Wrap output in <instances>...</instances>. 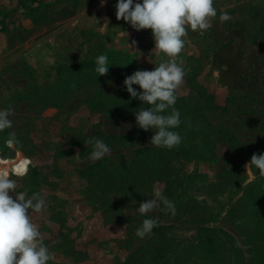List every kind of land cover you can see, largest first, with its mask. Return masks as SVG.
<instances>
[{
	"label": "rangeland",
	"instance_id": "1",
	"mask_svg": "<svg viewBox=\"0 0 264 264\" xmlns=\"http://www.w3.org/2000/svg\"><path fill=\"white\" fill-rule=\"evenodd\" d=\"M116 3L0 0V109H14L13 127L0 132V170L17 192L44 197L46 209L29 214L49 264H264V177L245 168L264 153V0H214L210 28L189 29L175 104L182 142L171 150L149 144L153 130L135 120L148 105L123 83L168 57L151 30L116 19ZM222 12L231 20L221 23ZM92 136L111 154L90 161ZM157 191L175 215L162 203L140 215ZM148 218L158 226L141 239Z\"/></svg>",
	"mask_w": 264,
	"mask_h": 264
},
{
	"label": "clouds",
	"instance_id": "2",
	"mask_svg": "<svg viewBox=\"0 0 264 264\" xmlns=\"http://www.w3.org/2000/svg\"><path fill=\"white\" fill-rule=\"evenodd\" d=\"M106 2L101 0V6ZM115 9L118 21L123 20L136 31L151 30L154 49L168 57L154 70H136L126 76L123 83L131 99L148 105L135 112V120L143 131L153 130L149 144L171 150L182 142L180 133L175 130L182 123L175 104L177 90L184 83L186 72L183 61H178V57L185 48L184 38L188 36L189 29L192 32L206 31L211 26L210 18L217 17L214 0H117ZM229 20L231 16L227 12L219 15L221 23ZM108 22L106 17L105 23ZM135 44L133 41L130 46L134 47ZM95 63L99 76L107 75L108 56L98 55ZM133 85H138L140 91ZM12 115L13 108L0 109V132L13 127ZM5 142L9 147L19 144L16 133L10 132ZM86 143L92 146L88 156L90 161L95 162L111 154L110 146L100 138L89 137ZM249 166H254L264 177V153H253L245 168ZM27 170V163L22 162L16 167L15 174L23 176ZM16 189L17 183L10 178L9 172L0 170V264H49L55 259L54 254L44 244L39 227L29 214V210L43 212L47 207L46 201L39 193L29 196L27 192H17ZM155 196L157 199H147L139 204L140 215H147L161 203L175 215L173 201L159 191ZM157 226L156 219H144L135 234L143 239Z\"/></svg>",
	"mask_w": 264,
	"mask_h": 264
},
{
	"label": "trees",
	"instance_id": "3",
	"mask_svg": "<svg viewBox=\"0 0 264 264\" xmlns=\"http://www.w3.org/2000/svg\"><path fill=\"white\" fill-rule=\"evenodd\" d=\"M144 149H147V147H144V148H141V149H138L139 151H142ZM119 164L120 166H125V158H124V155L123 154H120L119 155Z\"/></svg>",
	"mask_w": 264,
	"mask_h": 264
},
{
	"label": "built area",
	"instance_id": "4",
	"mask_svg": "<svg viewBox=\"0 0 264 264\" xmlns=\"http://www.w3.org/2000/svg\"><path fill=\"white\" fill-rule=\"evenodd\" d=\"M0 165L2 166V165H3V163H1V162H0Z\"/></svg>",
	"mask_w": 264,
	"mask_h": 264
}]
</instances>
